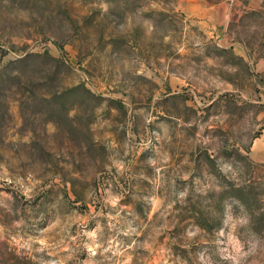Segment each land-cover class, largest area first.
Segmentation results:
<instances>
[{
  "label": "rangeland",
  "instance_id": "374dc122",
  "mask_svg": "<svg viewBox=\"0 0 264 264\" xmlns=\"http://www.w3.org/2000/svg\"><path fill=\"white\" fill-rule=\"evenodd\" d=\"M0 264H264V0H0Z\"/></svg>",
  "mask_w": 264,
  "mask_h": 264
}]
</instances>
